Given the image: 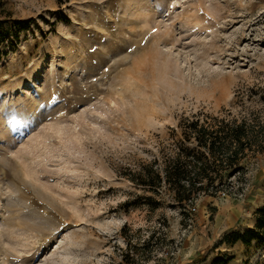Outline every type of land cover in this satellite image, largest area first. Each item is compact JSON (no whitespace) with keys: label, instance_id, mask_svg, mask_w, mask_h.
Instances as JSON below:
<instances>
[{"label":"rangeland","instance_id":"374dc122","mask_svg":"<svg viewBox=\"0 0 264 264\" xmlns=\"http://www.w3.org/2000/svg\"><path fill=\"white\" fill-rule=\"evenodd\" d=\"M0 11L14 20L0 46V264H122L127 252L264 264L263 241L229 242L264 205V0H0ZM196 119L250 130L210 191L178 204L128 177L201 150L184 140Z\"/></svg>","mask_w":264,"mask_h":264},{"label":"trees","instance_id":"16d2710c","mask_svg":"<svg viewBox=\"0 0 264 264\" xmlns=\"http://www.w3.org/2000/svg\"><path fill=\"white\" fill-rule=\"evenodd\" d=\"M13 26L14 20L10 15L0 11V46L6 41L7 33H10ZM189 126L190 131L184 132V140L197 143L201 150L196 152L195 149L182 146L165 165L152 160L128 177L156 195H161L162 188L166 187L172 192L178 204L189 203L198 193L210 191L216 181L222 178L218 167L225 164L236 165L244 148L250 144V130L244 123L227 132L205 126L199 119L192 121ZM147 200L149 204L153 203V208L162 205L161 200L155 195L148 196ZM256 217L257 224L254 228L243 233L232 231L233 237L229 242L242 241L247 244L253 240L264 242V205L258 208ZM138 254L127 252L122 264H147L137 257ZM226 263L227 260L223 256H217L212 264Z\"/></svg>","mask_w":264,"mask_h":264}]
</instances>
